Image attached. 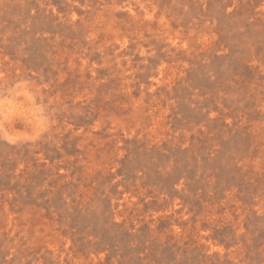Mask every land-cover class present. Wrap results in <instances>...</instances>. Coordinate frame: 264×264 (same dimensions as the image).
Listing matches in <instances>:
<instances>
[{"label":"rangeland","instance_id":"rangeland-1","mask_svg":"<svg viewBox=\"0 0 264 264\" xmlns=\"http://www.w3.org/2000/svg\"><path fill=\"white\" fill-rule=\"evenodd\" d=\"M0 264H264V0H0Z\"/></svg>","mask_w":264,"mask_h":264}]
</instances>
